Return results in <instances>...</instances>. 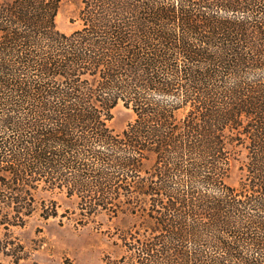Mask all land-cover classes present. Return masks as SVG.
I'll return each instance as SVG.
<instances>
[{
    "label": "trees",
    "instance_id": "1",
    "mask_svg": "<svg viewBox=\"0 0 264 264\" xmlns=\"http://www.w3.org/2000/svg\"><path fill=\"white\" fill-rule=\"evenodd\" d=\"M63 1L0 0V259L57 192L135 220L117 264H264V0H79L69 34Z\"/></svg>",
    "mask_w": 264,
    "mask_h": 264
},
{
    "label": "rangeland",
    "instance_id": "2",
    "mask_svg": "<svg viewBox=\"0 0 264 264\" xmlns=\"http://www.w3.org/2000/svg\"><path fill=\"white\" fill-rule=\"evenodd\" d=\"M79 0H64L56 15V27L60 32L69 34L79 29ZM134 118L133 113L122 104L112 110L108 127L121 133ZM244 155L234 161L228 183L236 185L242 176L239 170ZM41 198L54 200L58 214L62 215L46 221L37 216L31 218L22 228H11L7 235L19 241L24 248L25 257L18 264H117L124 254L118 230L131 227L136 222L127 214L109 216L101 214L84 226L76 225V216L71 211L75 200L62 193L43 192ZM5 231L0 228V238ZM3 264L7 260L0 259Z\"/></svg>",
    "mask_w": 264,
    "mask_h": 264
}]
</instances>
